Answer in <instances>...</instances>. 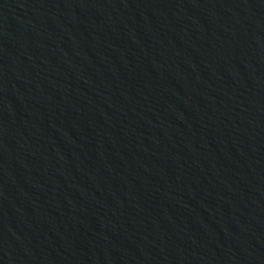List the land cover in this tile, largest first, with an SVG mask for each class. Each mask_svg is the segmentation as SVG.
Returning <instances> with one entry per match:
<instances>
[{"label":"water","instance_id":"water-1","mask_svg":"<svg viewBox=\"0 0 264 264\" xmlns=\"http://www.w3.org/2000/svg\"><path fill=\"white\" fill-rule=\"evenodd\" d=\"M0 264H264V0H0Z\"/></svg>","mask_w":264,"mask_h":264}]
</instances>
